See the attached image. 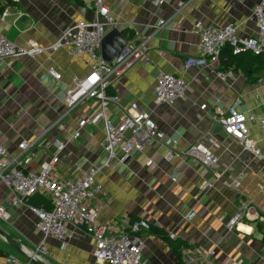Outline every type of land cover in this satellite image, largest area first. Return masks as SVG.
<instances>
[{"label":"crops","instance_id":"obj_1","mask_svg":"<svg viewBox=\"0 0 264 264\" xmlns=\"http://www.w3.org/2000/svg\"><path fill=\"white\" fill-rule=\"evenodd\" d=\"M259 0H165L154 7L150 0H103L114 18L115 28L127 42L145 41V59L134 61L118 78H111L106 93L118 96L110 106L107 122L116 126L135 106L148 114L164 133L143 151H132L124 164H107L104 123L86 125L73 139L77 121L98 109L86 100L61 120L66 105L64 94L73 79L90 71L86 56L71 57L67 49L50 55L22 57L0 62V144L9 156L22 153L19 145L33 155L24 166L40 171L44 161L55 155L53 167L59 179L79 176L81 170L95 169L99 187L92 206L97 222L110 225L114 233L128 231L129 224L145 220L149 228L136 236L145 244V264H264V165L243 151L241 145L216 129L228 110L235 107L251 113L250 139L264 152V56L250 52L237 57L225 46L216 66L184 69L186 59L199 57L196 23L221 27L232 24L239 40L256 34L252 12ZM95 0H0V35L17 47L34 42L46 48L61 32L78 22L97 18ZM6 13L5 17L2 15ZM164 21L163 27L158 23ZM224 50V51H223ZM61 75L56 82L48 76ZM213 71L231 70L233 76L221 81ZM160 72L182 76L185 96L172 105L155 103L153 87ZM221 126V125H220ZM56 143L64 147L58 152ZM201 144L217 163L204 169L182 152ZM179 155L168 161L166 155ZM149 163V164H148ZM9 193L0 184V207L8 221L0 220V264L6 254L20 264L29 261L43 241L35 228L34 215L26 206H11ZM242 218L233 227L228 222ZM193 215L190 220L185 217ZM172 236V237H171ZM180 243V259L174 248ZM46 254L36 264H106L93 257L94 242L82 227L70 228L65 249L47 239Z\"/></svg>","mask_w":264,"mask_h":264},{"label":"built area","instance_id":"obj_2","mask_svg":"<svg viewBox=\"0 0 264 264\" xmlns=\"http://www.w3.org/2000/svg\"><path fill=\"white\" fill-rule=\"evenodd\" d=\"M150 1L154 7H160L165 2V0ZM94 4L97 15L95 20L68 26L61 32L56 42L46 48L39 47L32 41L26 48L17 47L0 35V62L13 61L22 57H36L44 52L52 55L60 49H67L71 57L86 56L89 60L90 71L81 79H73L72 86L66 90L64 94L66 109L61 120L82 102L96 101L98 109L77 121V130L72 137L73 139L79 137L80 130L86 125L96 126L103 122L105 127L104 149L108 156L105 165L108 166L111 163L121 165L128 161L132 151H143L149 143L161 141L164 133L148 114L138 110L135 106L127 111L122 121L116 126L107 122L110 106L116 105L119 100L118 96L106 93L110 79L120 77L134 61L145 59L146 43L145 41L127 42L111 63L103 61L100 56L101 40L115 28L116 23L103 0H95ZM5 15L6 13L2 15V18ZM252 16L256 23V34L243 40L236 37L232 24L215 27L196 23L194 31L199 37V57L186 59L184 69L192 66L202 68L216 66L221 51L226 45L232 49L234 56L246 52L254 56H264V0L258 1ZM164 24V21H160L158 27H163ZM211 73L221 81H226L233 76L230 70L225 72L211 70ZM48 76L56 82L61 79V75L53 70L48 71ZM186 89L187 86L182 76L160 72L153 87L155 103L172 105L185 96ZM254 120L253 114L243 113L232 107L220 120V125L224 135L238 142L243 151L264 165V152L258 149L249 137L247 124ZM260 125L264 129V117L260 119ZM63 147L61 143H56L58 152ZM19 148L22 153L11 157L5 147L0 144V184L8 190L11 206H26L34 215L35 228L43 238L34 253L29 252L28 254L24 248L21 249L22 252L38 261L40 255L46 254L44 241L53 239L60 244L61 249H65L70 239V228L82 227L94 242L93 257L97 262L145 264L143 260L145 244L136 236L140 230L149 228L145 220L129 224L128 231L117 235L110 225L97 222V209L92 206L100 190L94 180L97 172L95 169L81 170L77 177L59 179L53 171L54 165L58 162V157L55 155L40 165L38 173L26 172L23 167L31 162L33 155L23 157V154L30 148L27 143H21ZM179 155L191 158L204 169H209L217 163V158L201 144L192 145ZM179 155L168 153L166 159L170 161ZM34 194H40L49 199L51 209L47 211L26 205L24 199ZM192 216L188 214L185 218L190 220ZM8 218L7 213L0 207V220L5 222ZM241 218L242 214H235L228 222V227H233ZM0 238L7 242L5 236L0 235ZM3 264H20V262L14 256L7 255L4 257ZM183 264L195 263L192 259H186Z\"/></svg>","mask_w":264,"mask_h":264},{"label":"water","instance_id":"obj_3","mask_svg":"<svg viewBox=\"0 0 264 264\" xmlns=\"http://www.w3.org/2000/svg\"><path fill=\"white\" fill-rule=\"evenodd\" d=\"M127 40L120 34V32L113 28L101 40L100 56L103 61L111 63L114 58L118 56L122 48L126 45ZM216 129L222 130L220 125ZM30 262L37 263L32 257H27Z\"/></svg>","mask_w":264,"mask_h":264},{"label":"trees","instance_id":"obj_4","mask_svg":"<svg viewBox=\"0 0 264 264\" xmlns=\"http://www.w3.org/2000/svg\"><path fill=\"white\" fill-rule=\"evenodd\" d=\"M125 36H126V40L128 39V37H127V35L126 34H124ZM226 46H228V45H226ZM230 48V47H229ZM230 52L229 53H231V55H232V49L230 48ZM224 51V50H223ZM242 54V53H241ZM240 55V54H239ZM238 55H235L234 57H237ZM221 57V56H220ZM256 57H258V56H256ZM231 71V70H230ZM24 201H25V203H26V205H28V206H32V207H35V208H43V209H45V210H50L51 209V203H50V201H49V199H47L46 197H44L43 195H40V194H34V195H32V196H30V197H28V198H26V199H24ZM182 245L180 244V243H177L176 245H175V248H174V251H175V254H176V257L178 258V259H180V253H181V250H180V247H181ZM0 255H4L3 254V251H0ZM8 254H6L5 255V257L7 256Z\"/></svg>","mask_w":264,"mask_h":264}]
</instances>
